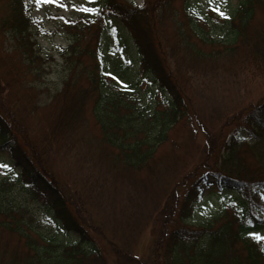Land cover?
<instances>
[{"label": "trees", "instance_id": "trees-1", "mask_svg": "<svg viewBox=\"0 0 264 264\" xmlns=\"http://www.w3.org/2000/svg\"><path fill=\"white\" fill-rule=\"evenodd\" d=\"M187 1L180 0L178 10L174 0H144L143 7L99 0L94 13L66 20L70 35L59 54L61 87L50 98L51 112L41 117L45 134L32 139L15 114L17 103L6 98L19 92L27 107L36 97L42 64L52 56L42 52L36 23L27 15L37 0H0V64H7L0 71V151L9 154V162H0V264H109V254L112 264H264L261 242L250 238L264 226V98L233 116L239 126L226 141L229 121L213 131L190 119L195 106L189 92L193 77L227 75L235 67L224 61L235 62L239 51L245 63L264 61V0H238L224 12L207 7L201 14ZM118 27L139 56L133 81L105 69L101 41L104 34L117 40ZM91 121L108 170L145 193L166 180L162 195L149 198L153 237L147 261L129 254V237L110 240L107 224L91 217L88 193H71L51 167L54 148L84 140ZM179 123L191 132L199 126L204 135L199 160L186 172H178L161 151ZM209 177L221 200L238 201L191 225L199 183ZM16 186L44 210L43 221H31L15 197ZM111 223L115 234L118 223Z\"/></svg>", "mask_w": 264, "mask_h": 264}, {"label": "rangeland", "instance_id": "rangeland-1", "mask_svg": "<svg viewBox=\"0 0 264 264\" xmlns=\"http://www.w3.org/2000/svg\"><path fill=\"white\" fill-rule=\"evenodd\" d=\"M25 1L28 3L29 0ZM130 1L137 7L144 6V0ZM237 2L238 0H188L186 6L196 14H201L207 7L224 12L227 7L228 9L234 7ZM37 4L38 6L27 15L36 23V39L42 52L50 54L52 60L42 64V78L35 84L36 97L30 100L27 107L24 104L26 100L24 95L19 92L14 91L16 93L14 95L12 91L6 98L12 106L17 103L15 114L17 117H23L32 139L33 135H40L41 139L45 134L46 129L42 128L45 124H42L41 117L51 112L50 98L61 87L60 81L64 72L59 54L68 44L70 35L68 27H63V24L66 25V20H76L80 15L94 13L99 0H37ZM172 6L178 10L182 8L180 0H174ZM104 19L109 22L106 15ZM164 30L170 34V28L164 27ZM116 36L118 38L114 40L115 38L108 34L103 35L101 53L105 69L108 72L115 71L119 73L117 75L133 81L137 76L136 64L139 58L136 48L129 34L120 27L116 29ZM244 55L246 54L239 51L235 55L237 56L235 62L224 61L225 66L230 64L235 67L227 73L229 76L209 74L205 75V78L196 76L191 80L189 92L195 110L190 119L193 122L200 119L202 125L211 127L213 131H216V124L229 121L224 131L226 141L239 126L233 116L236 117L239 110L243 108L246 110L264 98V61L251 59L248 64L243 62ZM122 65L126 66L125 70H120ZM6 67L7 64H0V71L5 73ZM141 88L142 92L146 90L145 86ZM33 107L35 110L31 109ZM29 113L32 114L28 116ZM182 124L179 123L170 132L168 142L161 149L167 154L165 157L167 161L176 163L175 169L178 172H186L197 163L204 143V135L199 126L195 128L193 125L194 132H191L189 127ZM96 135L97 129L91 121L84 140L74 146L68 141L62 142L59 147L54 148L51 167L59 181L71 189V193L85 195V198L90 196L92 202L89 203L88 210L92 214L91 217L107 224L105 233L110 240L120 243V240L127 241L129 237L128 243L131 246L127 248L129 254L147 261L153 237V225L147 218L151 209L149 198L162 195V191L168 186L166 180L161 179L158 184L153 185L148 190L150 196L148 191L145 193L138 186L136 188L130 186L125 176H119L115 170H108L107 163H102L99 149L94 144ZM8 155L6 150H1L0 162H9ZM199 188L200 199L194 203L193 214L188 219L191 225L212 219L230 204L226 202L235 199L238 201L236 196L233 199L227 196L221 200L218 188L210 177L206 181H201ZM14 193L17 200L27 209L28 216L34 224L46 218L44 210L31 203L19 187L16 186ZM112 220L118 223V231L115 234L110 230L111 227H108ZM250 238L259 240L264 250V226L263 229L251 233ZM100 244L104 245V242ZM106 261L112 264L110 254Z\"/></svg>", "mask_w": 264, "mask_h": 264}]
</instances>
